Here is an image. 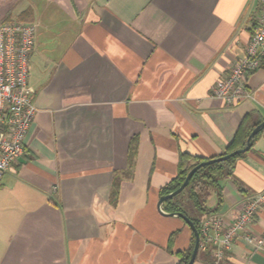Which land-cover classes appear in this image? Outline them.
I'll return each mask as SVG.
<instances>
[{"label": "crops", "instance_id": "obj_1", "mask_svg": "<svg viewBox=\"0 0 264 264\" xmlns=\"http://www.w3.org/2000/svg\"><path fill=\"white\" fill-rule=\"evenodd\" d=\"M260 14L258 0H0V23L37 26V112L0 179V264H178L192 232L157 211L160 191L180 155L216 158L246 116L264 120V60L251 99L210 97ZM219 185L203 214L226 220L264 192V130ZM249 230L264 238L263 211ZM220 264H264V242L238 241Z\"/></svg>", "mask_w": 264, "mask_h": 264}, {"label": "built area", "instance_id": "obj_2", "mask_svg": "<svg viewBox=\"0 0 264 264\" xmlns=\"http://www.w3.org/2000/svg\"><path fill=\"white\" fill-rule=\"evenodd\" d=\"M261 14L252 27L250 40L241 59L228 75L219 79L210 97L226 106L251 99L248 77L264 60V0H258ZM37 26L33 23H0V179L23 154L24 139L37 112L33 91L27 84L28 61L34 48ZM264 212V192L246 197L232 220L215 213L199 218V252L209 254L220 264L232 246L243 241L253 249L262 247L264 238L249 228L258 212Z\"/></svg>", "mask_w": 264, "mask_h": 264}, {"label": "trees", "instance_id": "obj_3", "mask_svg": "<svg viewBox=\"0 0 264 264\" xmlns=\"http://www.w3.org/2000/svg\"><path fill=\"white\" fill-rule=\"evenodd\" d=\"M249 118V116H246L241 122L236 131L233 141L226 147L222 155L228 154L237 148L245 146L248 134L257 125L256 123H249ZM257 136L254 138V141ZM134 154L135 147L132 145L130 151V160L133 159ZM242 155L243 154L232 157L226 161L214 163L198 169L192 175L188 186L180 194L164 201L163 210L167 213H182L194 223L197 229H199V215L207 211L205 207V201L209 197L210 192L216 191L218 205H220L221 188L219 182L232 174L236 161ZM203 161L205 160L200 158H193L187 155H180L177 174L173 180H171L166 186L161 189L160 196L168 194L177 189L183 183L187 173L194 166ZM186 190H189V192L185 193ZM193 245L194 238L192 234L189 247L182 252H178V264H187L193 249Z\"/></svg>", "mask_w": 264, "mask_h": 264}, {"label": "water", "instance_id": "obj_4", "mask_svg": "<svg viewBox=\"0 0 264 264\" xmlns=\"http://www.w3.org/2000/svg\"><path fill=\"white\" fill-rule=\"evenodd\" d=\"M264 130V120L261 121L260 123H258L251 131L250 133L248 134V137L246 139V143H245V146L244 147H241V148H237L235 149L234 151L228 153V154H225V155H221L219 157H216V158H212V159H209V160H205L199 164H197L196 166H194L186 175L183 183L177 188L175 189L174 191L168 193V194H164V195H161L158 199V202H157V205H156V208H157V211L164 215V216H169V217H178L180 219H182L187 225L188 227L190 228L192 234H193V238H194V245H193V249H192V252H191V255H190V258L187 262V264H194L195 260H196V256H197V253H198V248H199V233H198V229L196 228V226L194 225V223L188 218L186 217L185 215H183L182 213L180 212H175V213H167V212H164L161 208V205L164 203V201L168 200V199H171L173 197H175L176 195L180 194L189 184L190 182V179L192 177V175L200 168L204 167V166H208V165H211V164H214V163H220V162H223V161H226L232 157H235V156H238V155H241V154H244L246 153L247 151H249V149L252 147V144H253V141H254V138L262 131Z\"/></svg>", "mask_w": 264, "mask_h": 264}, {"label": "rangeland", "instance_id": "obj_5", "mask_svg": "<svg viewBox=\"0 0 264 264\" xmlns=\"http://www.w3.org/2000/svg\"><path fill=\"white\" fill-rule=\"evenodd\" d=\"M188 192H189V190H186V191H185V193H188Z\"/></svg>", "mask_w": 264, "mask_h": 264}]
</instances>
